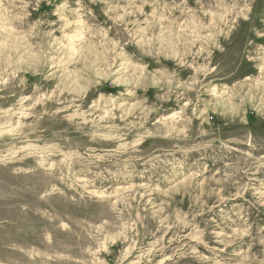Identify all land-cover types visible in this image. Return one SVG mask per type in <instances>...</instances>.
I'll use <instances>...</instances> for the list:
<instances>
[{"label":"rangeland","instance_id":"374dc122","mask_svg":"<svg viewBox=\"0 0 264 264\" xmlns=\"http://www.w3.org/2000/svg\"><path fill=\"white\" fill-rule=\"evenodd\" d=\"M0 264H264V0H0Z\"/></svg>","mask_w":264,"mask_h":264}]
</instances>
